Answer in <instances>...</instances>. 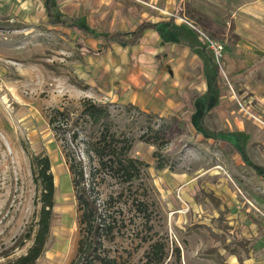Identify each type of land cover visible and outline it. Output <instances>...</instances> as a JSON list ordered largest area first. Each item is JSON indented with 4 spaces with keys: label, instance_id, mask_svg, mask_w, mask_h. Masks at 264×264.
I'll return each mask as SVG.
<instances>
[{
    "label": "rangeland",
    "instance_id": "374dc122",
    "mask_svg": "<svg viewBox=\"0 0 264 264\" xmlns=\"http://www.w3.org/2000/svg\"><path fill=\"white\" fill-rule=\"evenodd\" d=\"M48 1L0 0V251L14 245L36 220L40 190L32 157L43 154L52 165L55 214L46 250L36 264H71L76 258L79 212L63 146L73 126H63L65 132L59 134L50 119L58 108L70 111L75 119L88 97L111 105L116 126L133 137L131 156L146 163L130 185L108 176L97 180H103L97 186L99 202L106 204L113 195L111 211L117 219L115 237L105 242L102 253L115 257L117 264H220L218 253L227 264L240 258L244 264H264V240L257 237L260 220L235 202L236 198L242 202L243 196L221 165L219 142L198 137L179 110L163 113L162 104L153 108L124 101L134 83L135 52L102 37L129 31L144 19L173 18L195 26L206 38L225 42L229 54L244 37L264 48V4L255 6L257 0H50L49 11ZM71 24L87 27L95 36ZM87 48L107 52L96 56ZM149 54L144 75L160 72L156 66L160 56ZM149 83L156 88L157 82L150 78ZM128 104L135 108H127ZM176 114L178 118L172 119ZM164 119L174 121L166 130L169 143L164 148L140 139L148 126L157 128ZM160 163L165 167L160 168ZM139 203H144L145 215ZM226 208L228 232L223 241L213 244L204 227L218 231L216 218ZM236 233L250 248L247 254L242 246L237 248L240 258L229 252L235 247L231 236ZM28 245L12 256L25 252Z\"/></svg>",
    "mask_w": 264,
    "mask_h": 264
},
{
    "label": "crops",
    "instance_id": "0c3cea01",
    "mask_svg": "<svg viewBox=\"0 0 264 264\" xmlns=\"http://www.w3.org/2000/svg\"><path fill=\"white\" fill-rule=\"evenodd\" d=\"M261 2L264 4V0H257L254 5ZM144 20L156 22L158 27L146 31L138 44L128 46L135 52L136 73L124 101L153 108L162 104L163 113L179 110L198 137L219 142L221 165L243 196L242 202L237 198L235 202L259 218L261 231L257 237L264 240V48L244 37L229 54L227 44L222 41L226 65L221 71L207 38L195 26L172 18ZM193 21L199 23V19ZM150 52L160 56L159 65L156 64L160 72L155 70L144 75ZM150 78L153 84L157 82L155 89H151ZM136 89L140 90L136 92ZM247 103L256 104L263 123L244 115ZM220 231L219 228L217 232ZM227 232L228 227L224 237ZM231 238L235 250L230 249V254L240 258L237 251L240 246L249 253L245 239L239 240L237 233ZM238 241L244 246L237 245ZM236 264H244V261L240 258Z\"/></svg>",
    "mask_w": 264,
    "mask_h": 264
},
{
    "label": "trees",
    "instance_id": "16d2710c",
    "mask_svg": "<svg viewBox=\"0 0 264 264\" xmlns=\"http://www.w3.org/2000/svg\"><path fill=\"white\" fill-rule=\"evenodd\" d=\"M47 5L50 11V0ZM48 14L53 22H58L50 12ZM63 24L66 25V22ZM71 26H78L86 34L95 36V33L87 27L79 24H71ZM157 27L156 22L143 20L132 30L110 32L102 34V37L108 43L117 42L123 46H132L139 43L146 31L157 30ZM87 51L99 56L105 54L107 49L93 50L87 48ZM216 68L218 70V67ZM133 107L132 104L127 105L129 109ZM139 112L140 114L144 113L143 111ZM50 122L54 124V128L59 134H61V130L62 133L65 132L63 126H73L71 137L64 138L63 141L64 155L72 176L79 212L80 239L76 258L71 264H117L115 257L108 253H102L106 251L104 250L105 242L112 241L117 231V219L111 211L114 206L112 204L114 196L110 195L106 199V204L103 203L102 205L99 202L100 194L97 186H100L103 180H97L99 176L102 178L108 176V178L115 179L119 184L130 185L141 176L146 163L131 156L134 145L133 137L122 132L116 126L111 105L108 103L99 104L87 97L82 101L81 111L75 119L71 116L70 111L58 108L54 110ZM173 124L174 121L164 119V123L157 128L152 125V127L148 126L140 139L157 145L159 148H164L169 143L166 130L170 129ZM32 167L35 182L40 190V209L36 220L28 226L18 241L11 247L0 251V259H4V261H0V264H36L46 250V245L51 236L55 214L56 185L49 156L43 154L33 156ZM159 167L164 168L165 163H160ZM139 207L145 215L144 203H139ZM226 212V210L221 211L220 216L216 219L220 232L215 231L214 227L202 225L209 230L213 244L224 238L227 229L224 224ZM27 244L29 245L25 252L12 256L16 249L24 248ZM236 244L244 246L241 241L236 242ZM218 262L226 264L223 255L220 253H218Z\"/></svg>",
    "mask_w": 264,
    "mask_h": 264
},
{
    "label": "built area",
    "instance_id": "2783aa9c",
    "mask_svg": "<svg viewBox=\"0 0 264 264\" xmlns=\"http://www.w3.org/2000/svg\"><path fill=\"white\" fill-rule=\"evenodd\" d=\"M173 16L175 17V15ZM207 40L213 52V55L218 63L219 69L222 71L226 65L225 45L220 40H216L212 38H207ZM243 113L245 116L252 118V120H255V121L258 120L263 123V121H261V118L258 115V107L256 106V104L247 103L246 105H244ZM263 226H264V217H263Z\"/></svg>",
    "mask_w": 264,
    "mask_h": 264
},
{
    "label": "bare ground",
    "instance_id": "6f19581e",
    "mask_svg": "<svg viewBox=\"0 0 264 264\" xmlns=\"http://www.w3.org/2000/svg\"><path fill=\"white\" fill-rule=\"evenodd\" d=\"M4 99V98H3ZM6 101V100H5Z\"/></svg>",
    "mask_w": 264,
    "mask_h": 264
}]
</instances>
